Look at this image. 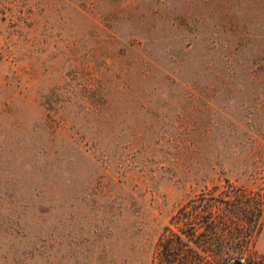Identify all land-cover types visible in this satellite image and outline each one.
Wrapping results in <instances>:
<instances>
[{
	"label": "rangeland",
	"instance_id": "1",
	"mask_svg": "<svg viewBox=\"0 0 264 264\" xmlns=\"http://www.w3.org/2000/svg\"><path fill=\"white\" fill-rule=\"evenodd\" d=\"M226 179L264 187V0H0V264H156Z\"/></svg>",
	"mask_w": 264,
	"mask_h": 264
},
{
	"label": "trees",
	"instance_id": "2",
	"mask_svg": "<svg viewBox=\"0 0 264 264\" xmlns=\"http://www.w3.org/2000/svg\"><path fill=\"white\" fill-rule=\"evenodd\" d=\"M264 219V187L229 179L182 202L156 242V264H264L253 248Z\"/></svg>",
	"mask_w": 264,
	"mask_h": 264
},
{
	"label": "water",
	"instance_id": "3",
	"mask_svg": "<svg viewBox=\"0 0 264 264\" xmlns=\"http://www.w3.org/2000/svg\"><path fill=\"white\" fill-rule=\"evenodd\" d=\"M236 264H242L241 262H237Z\"/></svg>",
	"mask_w": 264,
	"mask_h": 264
}]
</instances>
